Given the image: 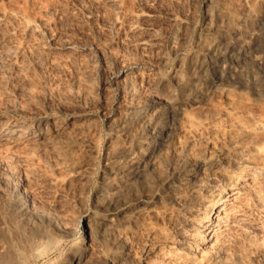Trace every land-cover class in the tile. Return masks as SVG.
Instances as JSON below:
<instances>
[{"label":"bare ground","instance_id":"1","mask_svg":"<svg viewBox=\"0 0 264 264\" xmlns=\"http://www.w3.org/2000/svg\"><path fill=\"white\" fill-rule=\"evenodd\" d=\"M85 1L106 26L139 34L143 50L160 45L153 9L173 6L178 63L152 81L149 110L138 96L148 71L134 63L121 72L131 97L123 144L106 164L113 178L98 196L101 228L81 241L66 247L75 232L68 222L90 229L86 211L37 213L26 203L35 195L27 170L18 185L0 166V264H264V0H197L206 3L201 14L195 4L182 11L181 0H75L73 16ZM48 2L0 0L1 48L21 61L32 54L66 62L39 32L55 22L49 15L58 3ZM34 124H0V162L10 151H39L80 175L82 165L69 157L93 147L92 136L71 144L56 121Z\"/></svg>","mask_w":264,"mask_h":264},{"label":"rangeland","instance_id":"2","mask_svg":"<svg viewBox=\"0 0 264 264\" xmlns=\"http://www.w3.org/2000/svg\"><path fill=\"white\" fill-rule=\"evenodd\" d=\"M54 3H58L57 7L53 8L49 16L55 22L39 27V32L55 55L65 56L66 62L50 64L45 59L46 55L43 58L31 54L33 58H30L32 56L29 54L28 61L25 59L22 63L20 56L14 55L15 52L10 55L11 51L4 47L2 49L0 45V124L18 120L34 126V123L41 121H56L61 130H66L65 141L74 144L81 137L91 135L94 146L76 147L72 158L69 157L77 166L82 165L80 175L60 164V158L39 151H10L0 166H8H3L6 178H16L18 185L25 178L23 171L27 170L32 180L30 191H34L35 195L28 198L26 203L34 204L33 209L37 213L62 215L60 212L74 213V210L76 214L84 210L89 214L90 229L68 222L72 227L75 226V232L74 237L66 242L67 247L101 228V203L98 196L102 194L105 183L113 178L106 164L111 151L123 144L120 125L124 123L131 103L121 72H131L134 63L148 71L142 73L144 80L138 87V96L141 109L149 110L152 81L171 76L178 59L175 55L177 46L172 33L173 25L168 20L173 6L162 3L153 9L154 17L149 24L155 25V37L160 45L143 50L138 45L139 34L133 35L113 28L112 23H109L111 27L106 26L103 20L105 16L100 14L97 6H91L90 9L86 1L80 3L79 6L88 4L90 10L87 12V7L78 6L79 9L84 8V12L75 13L77 22V17L73 16V9L78 5H75V0H50L46 6ZM179 4H183L185 10L195 4L198 14L206 6V3L197 0H181ZM68 8L72 13L69 10L66 12L68 14L62 15L61 12ZM196 34L194 31L189 33L188 48L193 44ZM5 49L7 52L2 51ZM4 152L2 155L6 154L5 149ZM55 178L63 179L69 187L64 189L63 185H53L51 181ZM71 225L68 227L72 229ZM30 264L42 262L33 260Z\"/></svg>","mask_w":264,"mask_h":264}]
</instances>
